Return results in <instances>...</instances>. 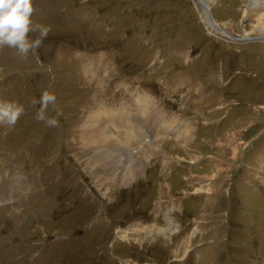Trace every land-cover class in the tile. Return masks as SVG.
Returning <instances> with one entry per match:
<instances>
[{
    "label": "rangeland",
    "instance_id": "rangeland-1",
    "mask_svg": "<svg viewBox=\"0 0 264 264\" xmlns=\"http://www.w3.org/2000/svg\"><path fill=\"white\" fill-rule=\"evenodd\" d=\"M204 2L33 0L48 36L0 47V100L24 106L0 124V264H264V36L249 0ZM133 92L168 131L108 127L143 163L101 185L81 128Z\"/></svg>",
    "mask_w": 264,
    "mask_h": 264
},
{
    "label": "bare ground",
    "instance_id": "bare-ground-1",
    "mask_svg": "<svg viewBox=\"0 0 264 264\" xmlns=\"http://www.w3.org/2000/svg\"><path fill=\"white\" fill-rule=\"evenodd\" d=\"M249 8L256 14V27L259 28L261 36H264V12L259 11L262 8V0H249ZM211 25L217 28L213 20ZM128 92L126 91L124 95ZM142 93L145 94L140 95V93L133 92L134 99L131 102L124 100L127 103H121L114 110H106L102 106L105 103H101L102 107L97 112H92V110L81 128L85 133L82 137L83 145L95 151L91 165L101 185H105V181L114 182L115 179L120 183H127L139 172L141 165H136V162L139 159V162L143 163L144 146L139 152L140 156L135 153L136 155L132 157V153H128L131 148L129 140L140 138L143 141L147 135L158 136L168 131L163 125L165 120L159 104L155 101L156 98L154 99L147 92ZM111 125L122 130L123 135L129 138L128 142L119 140L115 132L108 129ZM182 130L188 131L189 129L183 127Z\"/></svg>",
    "mask_w": 264,
    "mask_h": 264
},
{
    "label": "clouds",
    "instance_id": "clouds-1",
    "mask_svg": "<svg viewBox=\"0 0 264 264\" xmlns=\"http://www.w3.org/2000/svg\"><path fill=\"white\" fill-rule=\"evenodd\" d=\"M33 13V0H0V47L13 48L21 57L40 47L50 28L36 24ZM29 33L38 34L30 37ZM56 100L53 91H42L39 98L32 101L34 105H40L35 118L44 121L48 126H56L57 118L47 117L45 112L48 105H54ZM23 112V104L15 100H0V124L15 125Z\"/></svg>",
    "mask_w": 264,
    "mask_h": 264
},
{
    "label": "water",
    "instance_id": "water-1",
    "mask_svg": "<svg viewBox=\"0 0 264 264\" xmlns=\"http://www.w3.org/2000/svg\"><path fill=\"white\" fill-rule=\"evenodd\" d=\"M201 4H202V6H203V8H206V10H208L207 9V7H206V3L204 2V0H198ZM209 11V10H208ZM209 13H210V11H209ZM210 16H211V14H210ZM227 32V31H226ZM229 33V32H228ZM263 37V36H262ZM262 37H260V36H255V37H241V38H239L238 40H243V41H247V40H253V41H260V40H262Z\"/></svg>",
    "mask_w": 264,
    "mask_h": 264
}]
</instances>
